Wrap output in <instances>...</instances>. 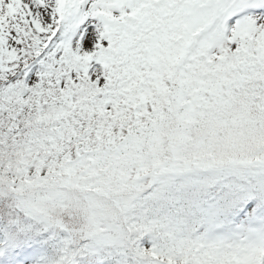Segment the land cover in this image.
I'll list each match as a JSON object with an SVG mask.
<instances>
[{
  "label": "rangeland",
  "instance_id": "obj_1",
  "mask_svg": "<svg viewBox=\"0 0 264 264\" xmlns=\"http://www.w3.org/2000/svg\"><path fill=\"white\" fill-rule=\"evenodd\" d=\"M162 1L137 0V3L140 8L143 6V9L148 11L152 7H157L152 6V4L162 3ZM50 2V7L45 13L44 20L41 22L36 17L30 16V10L24 3H21V0H0V42L7 40V45L0 44V52L1 47L2 50H5L7 48L6 46H10L9 50H6L10 57L6 61L10 63L4 68L0 65V144L8 148H13L14 137H8L6 134L9 132L15 134L17 130L14 129L20 128L26 130L28 133H35L40 124L43 127L45 125L47 128L53 125L49 119L54 116V113L56 115L59 109L54 107V105L58 103L66 107L67 103L71 100V98H68L69 94L75 89V87H71L70 93H65L64 91L62 94H56V98L50 96L54 93L55 86H53V89L46 88L45 85H42L40 89H35L37 85H34L25 94L22 93L24 92L21 87L22 80L26 82L31 76L39 75L40 77L41 75L37 67H32L34 59L31 64L23 68H18L19 66L16 64V62H21L22 60L24 62L25 60L23 54L22 60L15 58L16 53L14 52V47L18 46L16 41L17 29L19 28H22L21 30L29 36V41L38 40L43 35L51 34L52 31L58 28L57 30L60 36L58 34L50 35L52 43L51 55L44 54L37 58L40 63L49 56H51L52 61L64 59L66 61L63 64L64 66L69 68L74 67L79 70L77 73L84 84L88 83L92 87L97 84L101 86L105 82L106 70L110 69V67L114 68L115 65L120 74L124 75L125 72H128L134 79V83L144 88L145 93L151 95L152 92L160 90L158 82L162 81H156L155 77L158 73L152 67L159 58V54L152 51H145L143 53L144 50L140 46L130 42L127 37L122 35V31L118 26V24L126 25V27H133L135 25L132 23V10L127 6L121 9L113 3L116 2L118 5H121L123 3L122 0H50ZM263 8L264 0H241L240 3L237 2L230 9L229 13H227V16L223 15L217 32L207 35L208 40L205 36H202L199 39V44H205V50H207L217 42L219 37L228 39V43L238 44L240 36L245 30L259 28L264 31ZM224 12L225 9L220 6L211 10L208 16V21L211 23L210 29L216 27L219 22V16ZM139 21L142 22L144 29H147L151 24L145 19H140ZM251 40V37L245 34V42L248 43ZM114 41L116 42L119 58H114L115 62L108 63L105 60V56H107L109 49H112L111 47L114 46ZM37 50L38 48L35 50V53ZM103 60H105L106 66ZM27 62L28 60L23 64ZM169 63L170 65H174L178 61L173 57ZM138 66H142L141 69H138ZM14 67H17L16 72L21 69L19 75L21 78L13 81L14 75L10 69L13 70ZM150 69L153 71V74L150 73ZM50 74L47 70H43L42 79L44 82H48ZM168 76L171 77L172 74L170 73ZM71 82L72 79L71 81L65 82V84L69 86ZM174 101L175 99L164 98L161 101H157L156 104L167 107L178 118H190V112ZM229 107L233 108L234 104L229 103ZM7 108H9L13 115H7ZM236 109L240 110L239 106ZM50 114L52 115L49 116ZM116 122L117 119H115V124ZM18 153L19 151L16 149L9 153L15 160V164L21 160V156ZM3 168L6 169L5 167ZM15 170L16 168H10L8 170L1 169L0 177H7L11 182ZM70 184L74 185V182ZM62 185L64 186L63 183ZM142 192L143 190H140V194L133 199L138 204H145L146 202V199H143L141 196ZM0 196L4 197L1 190ZM200 215L208 228L211 229V235H208L207 245L212 240L218 242L234 240L239 245H245L249 242L250 234L247 231L243 230L241 226L239 230L237 226L231 227L222 223V217L218 212L206 210ZM192 218L194 217L185 215L175 230H166L165 222L154 223V226L160 232L161 236L167 233L173 243H179L182 237L181 235L185 234L189 227H192L190 226ZM52 229L54 228H50L49 231ZM153 235L155 236L156 234L153 233ZM239 236L241 238L237 239ZM94 238L82 237L79 240L78 247H92L95 245ZM192 238L196 241L195 246L199 248L203 247L204 235L198 227L193 230ZM49 239L52 243L55 242L57 244L59 250L63 249L66 242L52 238L51 235ZM26 252H28V256L33 258L35 262L41 260L38 256L41 249H37V246L29 248ZM263 254L264 246H259L256 243V249L253 254L254 260L257 263H264V258H262ZM55 257L56 255L53 256V259Z\"/></svg>",
  "mask_w": 264,
  "mask_h": 264
},
{
  "label": "trees",
  "instance_id": "obj_2",
  "mask_svg": "<svg viewBox=\"0 0 264 264\" xmlns=\"http://www.w3.org/2000/svg\"><path fill=\"white\" fill-rule=\"evenodd\" d=\"M138 11L139 10L135 9L136 14H138ZM138 30H140V29H138ZM138 35L142 37L143 32L142 31L139 32ZM29 39H30L29 36L27 34H25L23 32V30H21V28L17 29V41L16 42H17L18 46L14 47V52L16 53V57H15L16 59L22 60V54L26 57H29L31 55L30 48H32V41L31 40L29 41ZM6 47H8V48H6ZM6 47H5L6 48L5 51L9 50L10 46L8 45ZM2 51L4 52V49L2 50V47H1V52ZM16 64H18V66H21V62H16ZM261 87H262V85L259 83L257 90L252 91V92H254V93L259 92ZM231 102H233V101L223 102V107L224 108H230L229 103H231ZM238 102H240V101H238ZM235 106H237V105H235ZM256 108H257L256 104L252 101H249L245 104V111L242 109L241 110H238L236 108L233 109L234 112L232 113V115H233L234 125L232 127V131L238 132V133L243 132V134L249 135L250 138H254L257 135L264 136V126L257 131H254V132L248 131L247 132V130H249V129H257L259 127L258 124L262 125V122H261L262 119L260 117H258V116H254L253 118L247 117L248 114L253 115V112H255V114H256V111H255ZM218 109H220V107H218ZM14 130H17V131H15V134H13V132L12 133L9 132L8 134L11 135V137H14V144L13 145L15 146V149L19 151L18 155L21 156V159H26L25 155H27V149L36 144L38 136L34 132L28 133L24 129L17 128ZM8 134H6V135H8ZM238 153H240V152H238ZM234 159L238 160L239 154H236L234 156ZM29 160H31V158L28 160H24L22 166L19 169L20 173H22V174L26 173L25 175H22V176L30 177L31 174L33 172H35V170L27 171L28 167L30 165ZM105 160H106L105 157L101 158V162H103ZM3 165H4V163L2 162L1 157H0V169H2ZM34 169H37V168H34ZM233 169L237 173L243 175V169L242 168H240L238 166H234ZM20 180L23 181V178H20ZM108 186L111 188H114V186L112 184H109ZM145 261H146V259H139L138 261L134 262V264H144Z\"/></svg>",
  "mask_w": 264,
  "mask_h": 264
},
{
  "label": "bare ground",
  "instance_id": "obj_3",
  "mask_svg": "<svg viewBox=\"0 0 264 264\" xmlns=\"http://www.w3.org/2000/svg\"><path fill=\"white\" fill-rule=\"evenodd\" d=\"M21 3L28 7L31 17H36L41 22L51 4L50 0H21Z\"/></svg>",
  "mask_w": 264,
  "mask_h": 264
}]
</instances>
